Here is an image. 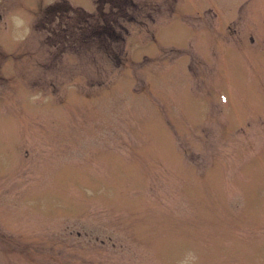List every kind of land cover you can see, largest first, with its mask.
<instances>
[{
  "label": "rangeland",
  "instance_id": "1",
  "mask_svg": "<svg viewBox=\"0 0 264 264\" xmlns=\"http://www.w3.org/2000/svg\"><path fill=\"white\" fill-rule=\"evenodd\" d=\"M264 264V0H0V264Z\"/></svg>",
  "mask_w": 264,
  "mask_h": 264
},
{
  "label": "clouds",
  "instance_id": "2",
  "mask_svg": "<svg viewBox=\"0 0 264 264\" xmlns=\"http://www.w3.org/2000/svg\"><path fill=\"white\" fill-rule=\"evenodd\" d=\"M179 264H198V255L195 250L187 249Z\"/></svg>",
  "mask_w": 264,
  "mask_h": 264
}]
</instances>
